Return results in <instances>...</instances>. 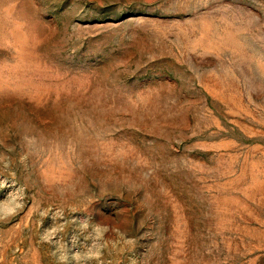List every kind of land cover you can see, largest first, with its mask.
I'll return each instance as SVG.
<instances>
[{
    "label": "rangeland",
    "instance_id": "rangeland-1",
    "mask_svg": "<svg viewBox=\"0 0 264 264\" xmlns=\"http://www.w3.org/2000/svg\"><path fill=\"white\" fill-rule=\"evenodd\" d=\"M0 201V264H264V0H0Z\"/></svg>",
    "mask_w": 264,
    "mask_h": 264
},
{
    "label": "clouds",
    "instance_id": "clouds-1",
    "mask_svg": "<svg viewBox=\"0 0 264 264\" xmlns=\"http://www.w3.org/2000/svg\"><path fill=\"white\" fill-rule=\"evenodd\" d=\"M18 207H19L18 204L13 205V204H9V203H5V202L0 201V218H6L10 215L15 214L16 209ZM54 236H55V230H54V228H52L50 230H46L45 233L42 235L41 239L44 241H48L50 238H54ZM92 255H93L92 253H89L88 257L90 258ZM82 258L83 257H81L79 255L75 257V259L77 261L81 260ZM66 259H67V256L63 253L58 256V261L60 262V264H63V262Z\"/></svg>",
    "mask_w": 264,
    "mask_h": 264
}]
</instances>
